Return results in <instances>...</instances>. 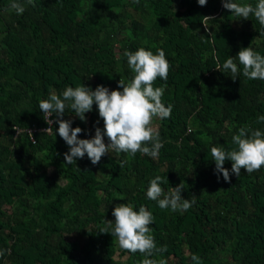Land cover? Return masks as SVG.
I'll list each match as a JSON object with an SVG mask.
<instances>
[{
    "label": "trees",
    "instance_id": "16d2710c",
    "mask_svg": "<svg viewBox=\"0 0 264 264\" xmlns=\"http://www.w3.org/2000/svg\"><path fill=\"white\" fill-rule=\"evenodd\" d=\"M10 2L0 0V264H139V252L101 234L115 207L128 202L153 214L156 245L167 246L153 258L264 264V167L228 182L211 155L213 146L235 147L240 127L264 131L257 123L264 80L244 77L238 59L235 81L222 67L241 48L264 56V27L254 15L236 17L223 0H34L22 15ZM203 16L215 17L207 28ZM140 47L162 49L171 65L167 81L154 84H167L162 101L174 106L170 118L153 121L163 143L158 157L113 151L96 165L85 154L65 166L69 147L58 124L44 132L40 100L68 86L122 91L119 80L133 76L124 53ZM63 119L83 130L78 139L104 128L95 104L86 121L68 107ZM224 166L231 172V161ZM157 175L165 192L183 181L182 198L194 196L195 204L183 213L159 208L146 195Z\"/></svg>",
    "mask_w": 264,
    "mask_h": 264
},
{
    "label": "clouds",
    "instance_id": "9594fccd",
    "mask_svg": "<svg viewBox=\"0 0 264 264\" xmlns=\"http://www.w3.org/2000/svg\"><path fill=\"white\" fill-rule=\"evenodd\" d=\"M207 3L208 0H198L200 6H206ZM28 5L34 7V0H11L9 10L22 15ZM223 7L243 20H248L250 15H254L264 27V0H258L255 6L235 0H223ZM214 19L212 16H203L202 23L207 28V21ZM124 55L133 76L127 82L123 78L119 80L118 88H122V91H110L103 85L97 86L94 91L84 85L68 86L61 94L58 95L52 90L47 99L40 100L39 108L49 125L44 132L51 133V126L58 124V134L69 147V151L64 154L65 166L76 164L77 159L84 158L85 154L91 163L96 165L102 157L113 151L131 157H135L137 153L153 159L158 157L163 143L158 130L153 126V121L156 118H170L174 106H166L162 101L167 84L160 87L154 84L157 78L167 81L171 65L162 49L154 54L140 47L135 52L126 51ZM212 55L218 61L215 52ZM237 59L242 66L244 77L250 80H264V56L250 46L241 48L237 58L229 57L222 65L225 71H231L233 81L240 74V68L235 62ZM219 68L217 63V70ZM94 104L98 108L104 128L102 130L96 127L95 136L91 139H78L83 130L80 127L73 128L71 120L63 119L65 109L70 108L76 117L86 121V113L93 110ZM53 114L55 119H52ZM261 122H264V115L257 118V123ZM105 137L108 139L107 144ZM232 143L235 147L231 150H226L221 145L211 147L218 177L222 174L224 180L230 182L231 175L239 177L242 169L251 174L264 167V131L245 125L239 128L238 134L233 135ZM226 161H231V172L224 166ZM124 163L126 161L121 162V167ZM162 183H165V179L159 175L155 176L150 180L146 193L147 198L156 201L159 208L183 213L195 204L194 196L190 200L182 198L185 184L183 181L167 192L161 187ZM112 215L115 221L105 220L101 234L110 233L116 238L119 248L124 251L132 254L139 252L143 256L139 264H168L163 258H153L167 252V246L156 245L152 229L149 227L154 220L152 212L143 205L137 211L134 205L128 202L116 206ZM5 251L0 250V257ZM191 259L194 264H201L198 255H192Z\"/></svg>",
    "mask_w": 264,
    "mask_h": 264
}]
</instances>
